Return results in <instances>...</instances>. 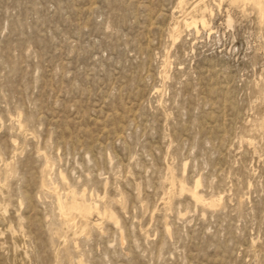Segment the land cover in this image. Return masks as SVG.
<instances>
[{
  "label": "rangeland",
  "instance_id": "obj_1",
  "mask_svg": "<svg viewBox=\"0 0 264 264\" xmlns=\"http://www.w3.org/2000/svg\"><path fill=\"white\" fill-rule=\"evenodd\" d=\"M243 1L0 0V264H264Z\"/></svg>",
  "mask_w": 264,
  "mask_h": 264
},
{
  "label": "bare ground",
  "instance_id": "obj_2",
  "mask_svg": "<svg viewBox=\"0 0 264 264\" xmlns=\"http://www.w3.org/2000/svg\"><path fill=\"white\" fill-rule=\"evenodd\" d=\"M236 1H239V0H236ZM243 1V0H242ZM252 1V0H251ZM253 1H255V0H253ZM241 2V1H240ZM243 2H245V1H243ZM257 2H259V1H257ZM258 6H259V8H260V10H261V12H262V14L264 15V9H263V7H262V5L259 3L258 4ZM184 22H185V24H187V25H191V24H195L196 25V27H197V25L199 24V23H201L203 26H205L206 24H207V21H206V18L204 17V15H202V17L201 18H199V17H192L191 18V20H188V19H185L184 20ZM178 24V23H177ZM174 28H176V27H174ZM179 27H177L175 30L178 32L179 31V29H178ZM174 32V31H173ZM175 33V32H174ZM180 33V32H179ZM179 36V35H178ZM176 37V36H175ZM73 193V192H72ZM192 193H194L195 194V191H192ZM197 194V193H196ZM75 196H76V193H75ZM198 196V195H197ZM197 196L195 197V198H197ZM193 197H194V195H193ZM199 197H200V195H199ZM73 198V200H74V197H72ZM197 200V199H196ZM203 200V199H202ZM197 201H200V200H197ZM72 202V204H73V202L74 201H71ZM67 203V202H66ZM68 204V203H67ZM82 203H80L79 205H81ZM88 205V204H87ZM87 205H86V208H87ZM83 206V205H82ZM89 206V205H88ZM59 207L61 208V209H63V210H65V209H67L66 208V205L63 203V201H62V199H59ZM69 207V206H68ZM84 207H85V205H84ZM91 207V206H90ZM97 207V206H96ZM65 208V209H64ZM76 208H78L77 207V205H74V208L73 209H75L76 210ZM86 208H84L83 210H85V211H87V209ZM70 209V208H69ZM68 209V210H69ZM80 209V208H79ZM98 209V208H97ZM71 210L72 209H70L69 211H70V213H71ZM80 210H82V209H80ZM88 210H89V207H88ZM90 210H91V208H90ZM61 211V210H60ZM69 211H68V213H69ZM94 211V210H93ZM73 212H74V210H73ZM77 212V211H76ZM81 212V211H80ZM88 213H90V211L88 212ZM65 214V213H64ZM72 214V213H71ZM70 214V215H71ZM78 214V213H77ZM105 214V213H104ZM82 215V214H81ZM87 215V214H86ZM91 215V214H90ZM90 215H89V217H90ZM102 215H103V213H102ZM79 216V215H78ZM84 216V215H83ZM112 217V216H111ZM110 217V218H111ZM90 221V220H89ZM90 222H92V221H90ZM93 222H95V221H93ZM92 222V223H93ZM86 224V223H85Z\"/></svg>",
  "mask_w": 264,
  "mask_h": 264
}]
</instances>
